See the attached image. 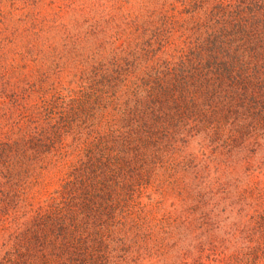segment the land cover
I'll use <instances>...</instances> for the list:
<instances>
[{
	"label": "trees",
	"instance_id": "trees-1",
	"mask_svg": "<svg viewBox=\"0 0 264 264\" xmlns=\"http://www.w3.org/2000/svg\"><path fill=\"white\" fill-rule=\"evenodd\" d=\"M0 264H264V0H0Z\"/></svg>",
	"mask_w": 264,
	"mask_h": 264
},
{
	"label": "rangeland",
	"instance_id": "rangeland-1",
	"mask_svg": "<svg viewBox=\"0 0 264 264\" xmlns=\"http://www.w3.org/2000/svg\"><path fill=\"white\" fill-rule=\"evenodd\" d=\"M222 223H223V221H222Z\"/></svg>",
	"mask_w": 264,
	"mask_h": 264
}]
</instances>
